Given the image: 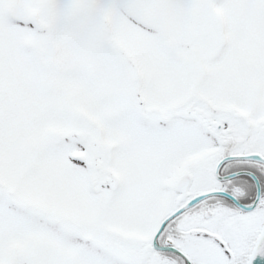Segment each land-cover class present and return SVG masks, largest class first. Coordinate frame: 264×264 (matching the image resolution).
<instances>
[{
    "label": "snow or ice",
    "instance_id": "6c2138e0",
    "mask_svg": "<svg viewBox=\"0 0 264 264\" xmlns=\"http://www.w3.org/2000/svg\"><path fill=\"white\" fill-rule=\"evenodd\" d=\"M0 264H264V0H0Z\"/></svg>",
    "mask_w": 264,
    "mask_h": 264
}]
</instances>
